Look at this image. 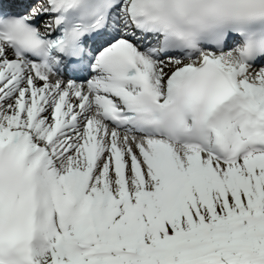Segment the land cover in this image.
I'll return each mask as SVG.
<instances>
[{
    "label": "snow or ice",
    "instance_id": "obj_1",
    "mask_svg": "<svg viewBox=\"0 0 264 264\" xmlns=\"http://www.w3.org/2000/svg\"><path fill=\"white\" fill-rule=\"evenodd\" d=\"M0 264H264V0H0Z\"/></svg>",
    "mask_w": 264,
    "mask_h": 264
}]
</instances>
